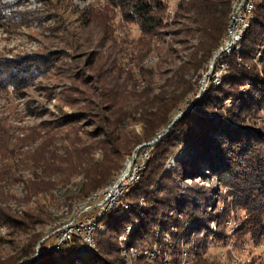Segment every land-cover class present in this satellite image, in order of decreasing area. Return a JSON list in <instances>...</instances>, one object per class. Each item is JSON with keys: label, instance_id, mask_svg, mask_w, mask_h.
<instances>
[{"label": "rangeland", "instance_id": "374dc122", "mask_svg": "<svg viewBox=\"0 0 264 264\" xmlns=\"http://www.w3.org/2000/svg\"><path fill=\"white\" fill-rule=\"evenodd\" d=\"M252 1L256 8L261 0ZM179 3L180 0H167L165 36L159 42V49H154L143 62L148 72L142 74L136 67L140 54L133 43L139 38V28L124 19L121 7L108 0H0L1 208L18 218L39 204L52 202L50 211L60 210L61 217L57 218L63 217L62 225L79 217L85 201L71 207L68 195L62 199L57 195L59 191L72 197L78 195L73 189L77 186L80 189L84 183L90 160L99 163L104 159L103 152L95 148L105 138L98 133L101 126L98 112L111 108L121 115V111L130 112L138 107L149 92L158 94L171 71L187 60L192 51L190 46L196 43V40L183 43L185 37L175 35L183 29V24L176 22ZM170 9L175 12L173 17ZM248 32L241 43L242 49ZM256 57L257 53L254 64ZM258 62L264 66L263 54ZM20 69L27 71V75L21 74L26 78L25 83L15 80L14 75ZM207 73L201 82L204 91L213 83L211 78L215 75H212L214 71L209 76ZM197 98L187 109L194 110ZM103 112L109 116V112ZM116 118L117 114L110 116L112 121ZM258 122L264 123V115L256 123L257 129L263 128ZM142 134L143 125L133 119L124 121L113 133L122 141ZM155 140L134 146L132 153L125 156L123 168L97 192H102L128 170H141L139 181L131 186L139 184L157 143ZM91 148L92 154L88 152ZM178 157L188 159L183 155ZM177 163L178 159L172 157L166 172L175 171ZM65 181H68L65 186L59 185ZM174 182L182 191L200 190L205 196L206 211L212 217L207 225L214 235L204 242L197 237L162 236L159 231L151 246L130 247L128 235L135 228L130 225L119 238L120 256L125 261L131 264H264V234L258 230L242 231L249 215L241 208L237 193L221 177L203 167L199 174ZM51 184L58 185L51 196L30 193L33 189L45 190ZM120 202L121 199L109 212ZM100 221L97 236L104 228ZM51 223L46 228H38L36 233L47 234L49 229L55 236L60 226ZM31 233L0 224V260L21 257ZM184 236L192 235L187 232ZM38 246L35 257L45 255Z\"/></svg>", "mask_w": 264, "mask_h": 264}, {"label": "trees", "instance_id": "16d2710c", "mask_svg": "<svg viewBox=\"0 0 264 264\" xmlns=\"http://www.w3.org/2000/svg\"><path fill=\"white\" fill-rule=\"evenodd\" d=\"M108 1L122 8L126 21L138 26L140 35L133 42L140 54L136 67L145 74L148 71L143 62L154 49H159V42L165 36L163 30L168 27L167 0ZM232 4L233 0H180L176 22L182 23L183 29L175 35H183L186 39L183 43L196 40L189 48L192 51L187 60L171 71L158 94L144 95V100L132 111H121L118 115L117 110L104 108L98 112L101 123L98 133L105 138L95 148L103 152L104 159L99 163L90 160L84 183L80 189L79 186L73 189L78 195L72 197L63 193L62 197L68 195L71 207L103 189L123 168L125 156L132 153L134 146L167 133L155 144L139 184L126 189L114 210L94 215L99 221L104 216L100 221L104 228L96 235L94 250L82 254L84 246L76 237L55 248L53 230L48 229L47 234L36 233L38 228H46L58 220L50 211L52 202L39 204L18 218L0 207V224L21 229L23 233L32 232L21 257L0 260V264H21L22 261L29 264H131L120 256L119 242L130 225L135 227L128 235L130 247L151 246L159 231L162 236L197 237L205 242L214 235L207 225L212 217L206 211L205 196L200 190L182 191L174 182L199 174L203 167L221 177L237 193L241 208L249 215L242 231L258 230L264 234V127H256L257 119L264 115V66L258 62L262 54L264 56V0L258 2L256 8L254 5L255 18H251L242 51L224 54L218 60L216 68L222 62L227 66L221 84L209 83L201 99L194 104V110L186 111L188 104L201 95L203 76L223 44ZM256 53L257 63L254 64ZM21 74L27 75V71L20 69L19 74L14 75L15 80L25 83L26 78ZM103 111L109 112V116ZM182 112L185 113L169 128ZM116 114V121H112L110 116ZM129 119L143 125V134L122 141L113 133ZM93 151V148L88 150L91 154ZM179 155L188 159L183 160ZM172 157L178 159L177 169L166 172ZM68 181L59 185L65 186ZM57 186L51 184L45 190L33 189L30 193L51 196ZM187 232L192 236H184ZM202 233H207L206 237L201 238ZM39 244L41 249L50 251L34 259Z\"/></svg>", "mask_w": 264, "mask_h": 264}, {"label": "bare ground", "instance_id": "6f19581e", "mask_svg": "<svg viewBox=\"0 0 264 264\" xmlns=\"http://www.w3.org/2000/svg\"><path fill=\"white\" fill-rule=\"evenodd\" d=\"M169 14L171 15V17H173L174 14H175L174 10L170 9L169 10ZM253 15H254V3H253L252 0H243V7H240L239 10H238V0H233L232 11H231L230 21H229V25H228V29H227L226 38L223 41V44L220 47V50H219V52L217 53V55L215 57L216 58L215 61L211 62V68H212V71H214V73H212V75L215 74L211 78L214 84L219 85L221 83L222 74L225 73V71L227 69V66L224 64V62L219 64V66L216 68L218 60L224 54L229 55V54H231L233 52L241 51V47H242L241 43H242L246 33L248 32V29L250 27V19L253 18L252 17ZM235 18H236V24H241V26H239L237 34L233 37L230 45L228 46L229 39H230V34H231V31H232V24H233ZM222 52H223V54H222ZM219 74H221V76H219ZM261 124L264 126V123L260 122V125ZM140 171L141 170L138 169V173H136V175L132 178V180L127 182L125 189H121L116 194L115 199H114V203H112L111 205H106L105 207L100 208L99 211L101 212L102 215H104L109 210H111L119 202V200L121 199L122 195L124 194V191L128 187H130L134 182H138L139 181ZM111 185L107 186L102 192L107 190ZM102 192L95 193L91 198H89L87 201L84 202L82 210H81V212H79V217L76 218L75 220L80 219L81 215L84 213L85 206L89 205L92 202H97L100 199V196H101ZM63 193L64 192H61V191L58 192L57 196H58L59 199L63 198L62 197ZM64 207H66V206H63V208ZM59 212H60V210L59 211L57 210L56 212H53V213H56L57 217H61L59 215ZM62 218H59V220L55 224L56 226H60V228H68V224H71L73 222V221L72 222H68V223L64 222V224L62 225L63 222H61V220H60ZM68 221H70V220H68ZM98 223H99V219L96 218L95 216H92L91 225H74V226L71 227V230H68V237H76V235H78L81 232L90 233V246L88 248H85V245H83L84 249H82V251H81L82 254H85L89 250H94L95 242H96L95 238H96L97 231H98V228H99ZM65 242H67V241L60 242L59 243V247H61ZM59 247H56V248H59ZM49 251H50V249H48L43 254H45V253H47Z\"/></svg>", "mask_w": 264, "mask_h": 264}, {"label": "built area", "instance_id": "2783aa9c", "mask_svg": "<svg viewBox=\"0 0 264 264\" xmlns=\"http://www.w3.org/2000/svg\"><path fill=\"white\" fill-rule=\"evenodd\" d=\"M240 7H243V0H238V10ZM237 17V16H236ZM241 24H236V18L232 24V31L230 34V39L228 46L230 45L233 37L237 34L238 28ZM223 54V52H222ZM221 76V74H219ZM138 173L137 170L126 171L124 175L121 176L118 180L114 181L113 184L104 192L101 193L100 199L97 202H92L89 205L85 206L84 213L81 215L80 219L74 220L71 224H68V228H58L57 235H55V248L59 247L60 242L70 241L75 237H68V230H71V227L74 225H91L92 216L96 215L99 212L100 208L105 207L106 205H111L114 203L116 194L121 190L125 189L128 181ZM76 238H79L82 242V245H85V248L90 246V233L81 232L76 235ZM49 249V248H47ZM47 249H43L45 252Z\"/></svg>", "mask_w": 264, "mask_h": 264}, {"label": "water", "instance_id": "95a60500", "mask_svg": "<svg viewBox=\"0 0 264 264\" xmlns=\"http://www.w3.org/2000/svg\"><path fill=\"white\" fill-rule=\"evenodd\" d=\"M215 59L216 58H214V60H213V62L215 61ZM209 71H211L212 72V68L211 67H209ZM209 71H208V73H209ZM211 72H210V74H211ZM207 73V75L209 76L210 74H208ZM208 76H206V77H208ZM206 79V78H205ZM204 79V84H205V80ZM203 87H205V86H203ZM203 92H204V90L202 89L201 90V95L197 98V100L196 101H194V103H196L198 100H200L201 99V96H202V94H203ZM193 103V104H194ZM186 111H190V109H187ZM185 112H182L180 115H178L175 119H174V121H173V123L170 125V127L169 128H171L174 124H175V122L184 114ZM167 133V131H165V133L164 134H166ZM164 134H162L161 136H159L156 140H155V142H158L163 136H164ZM48 239V238H47ZM41 244H42V242H41ZM41 244H39V246H38V248L39 249H41ZM39 256V255H38ZM38 256H36V257H34V259L35 258H37ZM27 264H29V262L27 263Z\"/></svg>", "mask_w": 264, "mask_h": 264}]
</instances>
